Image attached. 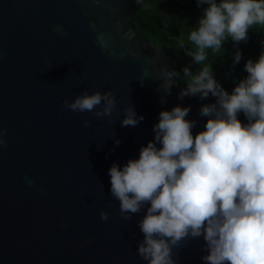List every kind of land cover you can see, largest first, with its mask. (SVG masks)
<instances>
[{
  "label": "water",
  "instance_id": "95a60500",
  "mask_svg": "<svg viewBox=\"0 0 264 264\" xmlns=\"http://www.w3.org/2000/svg\"><path fill=\"white\" fill-rule=\"evenodd\" d=\"M141 4L0 0V129L8 130L0 147V264H147L137 250L146 209L121 215L109 169L139 157L162 110L190 105L195 134L208 119L200 108L215 100L179 98L183 87L163 72L172 70L173 47L132 24ZM85 90H112V114L64 106ZM129 106L145 117L136 126H122ZM204 244L202 236L182 240L174 258L205 264Z\"/></svg>",
  "mask_w": 264,
  "mask_h": 264
},
{
  "label": "clouds",
  "instance_id": "9594fccd",
  "mask_svg": "<svg viewBox=\"0 0 264 264\" xmlns=\"http://www.w3.org/2000/svg\"><path fill=\"white\" fill-rule=\"evenodd\" d=\"M196 4L202 14L180 47L198 67H183L186 86L178 95L214 97L200 108L207 122L194 134L197 121L187 118L190 105L162 110L153 128L155 137L141 146L139 157L123 167L112 163L111 195L126 219L146 209L138 221L144 237L137 250L147 264H178L174 247L201 236L205 264H264V51L246 61V76L231 92L205 64L208 50L218 52L228 40L237 46L233 66L241 61L238 45L247 41L253 26H264V0ZM56 30L63 32L59 26ZM163 72L171 82L180 75L167 66ZM63 103L73 111L104 117L112 114L117 98L112 90H85ZM124 114L122 126H136L145 118L134 106ZM7 131L0 129V147H7ZM101 218L107 220L108 213L102 212Z\"/></svg>",
  "mask_w": 264,
  "mask_h": 264
},
{
  "label": "trees",
  "instance_id": "16d2710c",
  "mask_svg": "<svg viewBox=\"0 0 264 264\" xmlns=\"http://www.w3.org/2000/svg\"><path fill=\"white\" fill-rule=\"evenodd\" d=\"M142 4L132 18L134 28L142 32L149 40L156 44L173 47L172 70L180 75L175 80L185 87L182 70L186 65H191L195 71L198 67L192 64V57L185 54L180 47L181 42H188L190 32L196 27L202 14V8L197 7L196 0H139ZM243 52L241 61L233 66V56L237 46L231 40L225 42L218 52L208 50V59L205 64L214 68L215 77L229 92L246 76L244 64L246 61L256 59L264 51V26L255 25L249 30L247 41L238 45ZM196 98H199L198 96ZM200 99V98H199ZM201 100V99H200ZM215 100L209 96L203 102ZM244 119L243 114L240 117Z\"/></svg>",
  "mask_w": 264,
  "mask_h": 264
}]
</instances>
